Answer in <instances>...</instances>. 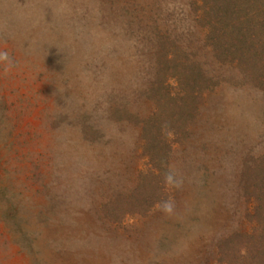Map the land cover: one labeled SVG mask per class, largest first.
I'll use <instances>...</instances> for the list:
<instances>
[{
	"label": "rangeland",
	"instance_id": "1",
	"mask_svg": "<svg viewBox=\"0 0 264 264\" xmlns=\"http://www.w3.org/2000/svg\"><path fill=\"white\" fill-rule=\"evenodd\" d=\"M205 6L0 0V51L15 61L0 64V264H254L238 246L264 242V71L217 70ZM185 53L214 78L195 97L184 98ZM150 80L167 157L120 120L144 114ZM150 153L160 184L140 176ZM159 187L171 213L140 207Z\"/></svg>",
	"mask_w": 264,
	"mask_h": 264
},
{
	"label": "trees",
	"instance_id": "2",
	"mask_svg": "<svg viewBox=\"0 0 264 264\" xmlns=\"http://www.w3.org/2000/svg\"><path fill=\"white\" fill-rule=\"evenodd\" d=\"M204 2L206 6L204 13L199 16V23L206 29V31H204L208 33H206L208 39L206 43L211 46L206 49V54L216 58L218 63L214 65L219 66L217 70H221V67L226 63L232 65L234 68H239L241 72L244 71L249 77H252V75L258 71H264V0H203V3ZM138 5L142 8L141 2L138 3ZM198 5L199 8L201 5L200 2ZM197 13L199 14V10H197ZM192 55L193 54L185 53L184 56L187 57V61H178L180 65L181 81L184 83V80L186 82L188 78L192 80V85L183 84L184 88L187 90V93L184 94V98H186V95L195 97L197 94H201L211 86V80L214 79L208 74L202 63L194 57V55L198 57V51H196L193 56ZM169 56V53H166L165 59H167L164 60L168 62H177L176 58L178 54ZM200 58H202V55ZM158 69L161 72V68L159 67ZM150 82L152 86L148 90L154 92L155 95L152 96L153 98H148L143 101L145 103L144 114L139 113V117L133 118L132 120L128 119V117H121L120 120L125 123L131 121V124H135V126L132 127V131L137 133L138 147L140 145L144 150H149L152 146L161 147L164 155L167 157L173 150V138L171 133L162 131L159 125H156L158 124L156 123L158 118L157 107L163 90L160 85V93L157 97V88H159L158 81L154 82L150 80ZM156 85H158V87H156ZM164 90L166 96L170 100H179L180 97L171 94L168 88ZM184 111V109L178 110V112H180L178 113L180 115L179 122H181L184 117L183 114L181 115ZM134 120L137 122H133ZM146 157L151 161V166H154H152L150 171L142 172L140 174L141 178L151 180L152 182L156 180L158 184H160L159 178L161 177V172L158 169L159 164H156L159 159L152 153ZM260 170L264 172V167H262V165ZM257 178H262L261 180L264 179V177H262V172H257ZM159 190L161 191V187H159ZM167 200H169V198L167 188L165 187L157 196H149V199L145 200L148 204H140V207L148 208L149 211V209H152L158 203H163ZM260 236L263 237L262 241H264V231ZM251 238H255V236H251ZM247 243L248 241L240 242L238 253L241 257L239 258L242 260L245 258L246 260L252 261L254 264H264V242L258 244V246H256L255 243H251L254 244L252 248H250V244ZM254 250H258V252ZM252 252H254L257 257H254ZM261 252L262 258L259 259ZM251 258L253 259L251 260Z\"/></svg>",
	"mask_w": 264,
	"mask_h": 264
},
{
	"label": "clouds",
	"instance_id": "3",
	"mask_svg": "<svg viewBox=\"0 0 264 264\" xmlns=\"http://www.w3.org/2000/svg\"><path fill=\"white\" fill-rule=\"evenodd\" d=\"M0 64L5 65L6 71L10 69L12 66H14L15 61L12 59L10 54L5 50V51H0ZM166 181L172 184H177L178 181L175 180L174 176L169 173L166 175ZM173 209V205L170 201H166L162 205V210L171 213Z\"/></svg>",
	"mask_w": 264,
	"mask_h": 264
}]
</instances>
